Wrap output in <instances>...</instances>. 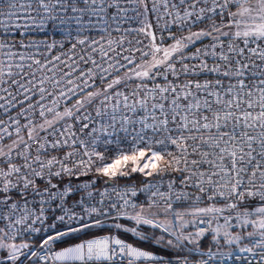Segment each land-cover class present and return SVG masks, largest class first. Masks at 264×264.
<instances>
[{"label": "snow or ice", "instance_id": "1", "mask_svg": "<svg viewBox=\"0 0 264 264\" xmlns=\"http://www.w3.org/2000/svg\"><path fill=\"white\" fill-rule=\"evenodd\" d=\"M136 22L141 26L122 27ZM21 29H51L71 43L73 55L48 59L64 40L0 39V93L6 94L0 109L7 114L19 105L16 116L0 119V222L6 221L0 264H193L194 255L196 264H227L234 253L221 249L245 238L227 231L233 220L253 228L249 238L258 237L238 252L254 258L260 249L264 264V0H0V34ZM113 32L120 39H111ZM131 34L150 41L127 40ZM81 63L92 67L85 71ZM137 172L178 175L167 191L153 184H113L109 191L111 182ZM177 186L195 191L176 192ZM141 194H147L142 202ZM204 200L211 203L195 206ZM176 201L194 206L180 212ZM46 206L53 222L35 228L44 223ZM221 218L223 244L220 227L211 229ZM189 223L212 231L207 251L200 245L207 230L185 234ZM21 225L48 234L34 250L5 243ZM235 259L252 264L249 257Z\"/></svg>", "mask_w": 264, "mask_h": 264}, {"label": "built area", "instance_id": "2", "mask_svg": "<svg viewBox=\"0 0 264 264\" xmlns=\"http://www.w3.org/2000/svg\"><path fill=\"white\" fill-rule=\"evenodd\" d=\"M150 6V5H149ZM149 22H151L153 24V31L156 33L157 35V42H159V39H160V31L159 29L156 27V21H155V16L153 14H149ZM163 22L161 21V24ZM140 27L141 25L136 22V23H133L131 25H122V27ZM194 31L195 30H198L196 28L193 29ZM187 35L188 33L187 32H175V35L179 36V35ZM122 35V33H118V32H113L112 33V36H111V39H114V40H117V39H120V36ZM165 36H167V33L165 32L164 33ZM92 36L96 39H99V36L97 35L96 32H93L92 33ZM0 39H7L9 42H16L18 43L19 41H23L25 44H28L30 41H42V40H51V39H55L57 41H62L64 40L63 36L62 35H53L51 29H45L44 31H39V30H36V29H31L27 32H25L23 29L20 30V33H17L15 30L12 31L10 34H8L7 36H4L2 34H0ZM126 39L127 40H141L143 41V45H147L150 41V38L148 37H145L144 34H139V35H136V34H131V35H126ZM208 41L205 40L204 43H207ZM64 43H65V47L63 49H60V48H56V49H53L51 52H48L46 53L48 59H52L54 56H57V55H61V58L64 59V60H67V56H64L62 55V53H68V56H72L73 54L71 52H69V49L71 47V43L64 40ZM173 43V41L171 40H168L166 42V44L164 45L165 47H167L169 44ZM141 45V46H143ZM128 45L125 44V47H127ZM105 47H107L106 43H105ZM21 51H23L24 49H20ZM28 51L30 52H35L36 49H28ZM40 52H44V49L41 48L39 50ZM77 54H80L82 55L83 53H80L79 51V48H77L76 50ZM139 53H136V56L137 58L139 57ZM37 59H41L42 63H44V59L42 56L40 55H37L36 57ZM95 59H97V61L99 62V55L96 54ZM54 63L56 64H59V62H56V61H53ZM68 63H72L71 60H68ZM80 68L84 69L85 71H87V69L89 67H92V65L89 63L88 65H84L83 63H81L80 65ZM105 67H107V65L105 64L104 65ZM49 67H51V65H49ZM59 67L62 69V71H68V69L64 66V65H59ZM129 67H132V66H129ZM33 71L36 70V67L34 66ZM121 75H123V72L125 71L124 69H121ZM49 75H51L52 73H48ZM41 75H43V73L41 72H37V78H39ZM59 76V73L57 74ZM204 77H201V79H203ZM72 79L75 80L76 79V74H73L72 76ZM157 82H160V83H163V80L161 77H157ZM91 83V81H90ZM0 95H6L4 93H0ZM18 99H23V96H18ZM36 99H38V95L36 97ZM4 101H0V103H3ZM33 103H35V100L32 101ZM74 102V100H73ZM27 101H25L24 103V107H27ZM63 101H62V106L60 108V110L62 111L63 110ZM69 107H71V104H68ZM19 110V105H17L16 108L12 109L9 113H4V110L3 109H0V119H4L5 121L8 120V116L11 115V116H16V113L17 111ZM37 121H39V118L37 117L36 118ZM26 121L21 118V123H25ZM69 123H72L71 120H69ZM79 125H76L74 127V131L77 132V136L80 138V139H86V137L84 135H82L80 132H79ZM10 131H13V137H15V132H14V127L13 128H10ZM22 134H25L22 132ZM26 135V134H25ZM9 143L11 141H8ZM33 146H35V143H33ZM126 147V145H125ZM53 155H56L57 153H52ZM62 155V154H61ZM144 163V161H141V165ZM150 169H146L145 171H149ZM91 175V174H90ZM176 175H178L177 173H165L163 175H157V174H153L152 176H146L144 175L143 173H133L131 174L130 176H127V177H121V178H118L117 180H115L114 182H111L109 185H107V187L109 188V191H111V188H112V185L114 184L118 189H122L125 185H132V184H135L137 188H143L146 184H153V185H159L160 186V190L161 191H167V185H168V182L170 179H173ZM92 178H96V177H92ZM81 179H86L84 177H82ZM104 179L106 178H99V182H98V188L103 191L104 190ZM55 182V180L53 181ZM187 191V192H194L195 190L194 189H182L180 186H177L175 187L174 191L176 192H179V191ZM147 197V194H141L139 196V200L142 202L146 199ZM115 193L112 194V199H115ZM29 199H32V197L30 196ZM39 198H37L38 200ZM135 199V198H133ZM211 202L210 201H207V200H204L202 201L201 203H199L198 205H195V206H208ZM194 205L192 204L191 201H176L173 203V208L176 209V208H179V207H193ZM219 206V205H217ZM31 207L34 208V210L38 213L39 212V208H40V205L39 203H36L34 205H31ZM129 211H131V209H129ZM56 215H59V212H56L55 213ZM45 220H44V223L41 224L40 222H37L34 227L35 228H41V229H44V228H47L48 225H50L53 221H52V216H53V212L49 210L48 206L45 207ZM31 221H29L28 223H30ZM5 223L6 221L4 222H0V228H3L5 226ZM21 228V231L16 235L15 239L14 240H8L6 239L4 242L5 243H15V244H21V243H28L30 246H33V250L35 248V246H38V243L41 239V237L43 236H46L48 233L44 232V231H41L39 233H34V232H30V231H25L23 230L25 228L24 225H21V226H18ZM58 227H62V225H59L58 224ZM198 229H205L208 231V225L207 224H203V225H200V224H197V230ZM211 229H212V223H211ZM255 239H258V237H255L253 238L252 240H255ZM247 246L251 247L252 244L249 243ZM261 250L260 249H256V253L257 255L253 258V253H239L238 250L236 251H231L234 253L233 255V259L232 260H229L227 262V264H247V261L246 260H236L235 259V256L236 255H239V256H242V257H249V258H252V264H259V256H258V253L260 252ZM192 261H193V264H196V261L199 259V256L198 255H194L192 258Z\"/></svg>", "mask_w": 264, "mask_h": 264}, {"label": "rangeland", "instance_id": "3", "mask_svg": "<svg viewBox=\"0 0 264 264\" xmlns=\"http://www.w3.org/2000/svg\"><path fill=\"white\" fill-rule=\"evenodd\" d=\"M220 206V205H219ZM199 207H206V206H199ZM192 207H187V208H183V209H175V210H177V211H180V212H184V211H186V210H189V209H191ZM224 215H227V213H225ZM165 217L163 216V215H161L160 216V219H164ZM168 219H172V216L171 215H169L168 217H167ZM194 218L193 217H191V216H185L184 217V221H192ZM174 223L176 224V226L177 227H179L180 226V222L179 221H174ZM231 224L233 225V226H231V227H228L227 228V231H229L233 236H235L237 233H240V234H242L245 238L239 243V244H236V245H226V246H224L222 249H221V251H224V252H229V251H236V250H238L240 247H243V246H247L248 244H245V240L246 239H250V240H252L253 238H255V237H252V238H249L248 236H247V234L246 235H244L243 234V232L244 231H247V230H249L250 229V232L251 231H253V228L251 227V226H248V227H246V228H244V229H241L240 227H238V226H235L236 225V221L235 220H233L232 222H231ZM220 227V236H221V244H223L224 243V241H223V232L225 231V226H224V221H223V218H221V219H219V220H213L212 221V229L214 230V229H216L217 227ZM184 231H185V234H188L189 232H195V231H197V225H195V226H193L191 223H189L188 224V227L187 228H185L184 229ZM209 233H207V235H211L212 236V231L210 230V231H208ZM129 236H131L130 234H128ZM206 235V236H207ZM205 236V237H206ZM132 237V236H131ZM134 239H135V237H133ZM202 242V241H201ZM201 242H200V245H201ZM212 242V241H211ZM188 247H192V245H189ZM23 259V258H22Z\"/></svg>", "mask_w": 264, "mask_h": 264}, {"label": "trees", "instance_id": "4", "mask_svg": "<svg viewBox=\"0 0 264 264\" xmlns=\"http://www.w3.org/2000/svg\"><path fill=\"white\" fill-rule=\"evenodd\" d=\"M183 208H187V207H179V208H176V209H183ZM122 223H126V224H131V222H128V221H121ZM248 232H250V229L247 230V231H244L243 234L246 235ZM209 233V232H207ZM123 238H125L126 240H128V242H132V243H135V239L131 236H129L128 234L125 235ZM212 236L209 234L207 235L201 242V248L202 250L204 251H207L208 248L212 245ZM250 243V239H246L245 240V244H248ZM141 247H144V248H148L149 250H153V251H157L159 252L160 250L158 248H155L153 246H150V245H141Z\"/></svg>", "mask_w": 264, "mask_h": 264}]
</instances>
